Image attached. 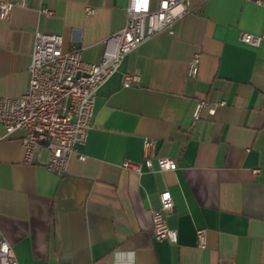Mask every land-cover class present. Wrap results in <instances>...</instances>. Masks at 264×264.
Masks as SVG:
<instances>
[{"label": "crops", "instance_id": "crops-1", "mask_svg": "<svg viewBox=\"0 0 264 264\" xmlns=\"http://www.w3.org/2000/svg\"><path fill=\"white\" fill-rule=\"evenodd\" d=\"M22 1L0 22V97L28 88L33 30L59 35L63 52L76 45L83 62L97 64L103 43L124 26L128 2ZM256 1L189 0L191 13L125 56L96 93L91 127L64 179L23 165L21 133L0 142V234L17 264H264V42H239L262 33L264 0ZM124 74L139 83L124 88ZM198 100L225 107L193 123ZM144 139L176 170L161 172L155 162L140 176L121 170L125 160H142ZM163 193L173 204L175 245L154 241L149 210ZM197 230L206 231L203 250Z\"/></svg>", "mask_w": 264, "mask_h": 264}, {"label": "built area", "instance_id": "built-area-1", "mask_svg": "<svg viewBox=\"0 0 264 264\" xmlns=\"http://www.w3.org/2000/svg\"><path fill=\"white\" fill-rule=\"evenodd\" d=\"M259 5V1L246 0ZM14 0L0 3V22H6L14 8ZM25 1L21 7L24 8ZM191 13L189 0H128L126 20L121 31L103 43V53L97 64L82 61V49L71 45L62 51V38L59 35L41 34L32 31L34 44L28 69V88L18 98L0 97V128L4 135L0 142L21 133L23 165L44 168L58 179L67 174L68 162L76 148L83 145L93 119L95 96L98 89L113 76L125 56L143 43L172 26ZM93 10L86 8L84 16L90 17ZM40 15L52 17L48 10ZM239 42L258 47L264 42V24L261 35L240 34ZM200 56L194 55L187 68V79L197 75ZM139 83L135 75L124 74L122 86L130 88ZM225 107L219 101L210 105L205 100L195 102L192 114L193 123L201 119L204 111L212 117L216 108ZM155 142L144 139L142 160H125L121 170L142 175L153 170V162L159 171H175L172 161L157 158ZM84 161V157H79ZM173 209L170 196H159V207L149 210L155 242L177 243V233L167 226V218ZM196 247L205 248L206 231L195 233ZM0 264H17L13 251L0 234Z\"/></svg>", "mask_w": 264, "mask_h": 264}]
</instances>
